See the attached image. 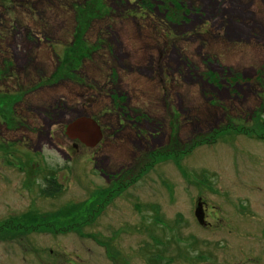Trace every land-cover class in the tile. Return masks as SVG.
I'll return each mask as SVG.
<instances>
[{
    "label": "rangeland",
    "instance_id": "obj_1",
    "mask_svg": "<svg viewBox=\"0 0 264 264\" xmlns=\"http://www.w3.org/2000/svg\"><path fill=\"white\" fill-rule=\"evenodd\" d=\"M83 116L94 148L61 138ZM194 171L254 190L241 228H193ZM194 238L264 264V0H0V264H193Z\"/></svg>",
    "mask_w": 264,
    "mask_h": 264
},
{
    "label": "flooded vegetation",
    "instance_id": "obj_2",
    "mask_svg": "<svg viewBox=\"0 0 264 264\" xmlns=\"http://www.w3.org/2000/svg\"><path fill=\"white\" fill-rule=\"evenodd\" d=\"M7 112L12 115L14 109L11 107ZM56 124V121H52L51 123L52 126H56ZM67 126L61 129V138H69L66 133ZM99 144H101V142ZM221 161L223 164L224 161H226L225 165L231 166L233 175L240 164L239 160L234 155H231L230 159H221ZM200 177H203L202 182L198 183L195 171L192 173V190L194 189L195 193L191 200L193 228L196 226L206 233H210L214 227L218 228L221 223L222 225L228 223L231 228H241L244 215L246 216L250 213L251 207L250 198L244 197L242 194L245 190H247V194L254 192V190L250 188L244 189L239 183L234 186L230 183L233 181V178H229L230 176L224 174V171L220 177L218 174H212L208 171L201 173ZM215 178L218 180H215ZM224 178H226L227 182L224 181ZM221 183L227 184V187L222 186ZM231 190L235 192L230 193ZM235 193H238V195H234ZM246 212H248V214H246ZM28 216L31 217L28 223L23 222L21 225L31 224L30 221L32 216L26 215V217ZM207 243L204 244L205 246H202V249L198 250V240L194 238L191 248L193 264H218L220 262V260H218L219 251ZM251 261H253V259Z\"/></svg>",
    "mask_w": 264,
    "mask_h": 264
},
{
    "label": "water",
    "instance_id": "obj_3",
    "mask_svg": "<svg viewBox=\"0 0 264 264\" xmlns=\"http://www.w3.org/2000/svg\"><path fill=\"white\" fill-rule=\"evenodd\" d=\"M66 133L72 140H77L89 148L96 147L102 140L101 126L94 119L79 117L67 126Z\"/></svg>",
    "mask_w": 264,
    "mask_h": 264
},
{
    "label": "trees",
    "instance_id": "obj_4",
    "mask_svg": "<svg viewBox=\"0 0 264 264\" xmlns=\"http://www.w3.org/2000/svg\"><path fill=\"white\" fill-rule=\"evenodd\" d=\"M49 184H50L51 187H52V186H55V187H57V188H55V190H51L50 193L48 194V196H52V195H54V194H57L58 191L60 190L61 186H57L54 180H53V181H49ZM50 189H52V188H50ZM56 214H57V213H56ZM56 214H53V215H56ZM33 220H34V219H33ZM35 220H36V218H35ZM47 227H48V226H46V228H47Z\"/></svg>",
    "mask_w": 264,
    "mask_h": 264
}]
</instances>
